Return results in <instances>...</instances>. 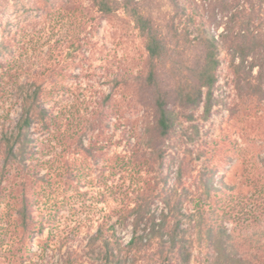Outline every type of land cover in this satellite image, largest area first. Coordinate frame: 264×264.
Listing matches in <instances>:
<instances>
[{
    "label": "rangeland",
    "instance_id": "rangeland-1",
    "mask_svg": "<svg viewBox=\"0 0 264 264\" xmlns=\"http://www.w3.org/2000/svg\"><path fill=\"white\" fill-rule=\"evenodd\" d=\"M114 1L138 7L167 35L173 55L158 66L177 87L214 41L210 116L203 103L173 97L172 131L152 137L141 84L148 55L124 9L102 15L93 0H0V264H104L90 240L100 230L128 240L135 206L166 211L178 168L188 190L182 206L208 221L213 209L228 213L235 241L264 261V0ZM35 91L46 113L35 109L32 142L6 160L3 132ZM209 178L226 193L208 198Z\"/></svg>",
    "mask_w": 264,
    "mask_h": 264
},
{
    "label": "trees",
    "instance_id": "trees-1",
    "mask_svg": "<svg viewBox=\"0 0 264 264\" xmlns=\"http://www.w3.org/2000/svg\"><path fill=\"white\" fill-rule=\"evenodd\" d=\"M93 6L102 15L114 14L124 9L134 22L144 40L148 55V72L141 83L148 91L147 103L152 110V125L149 127L153 138L163 140L173 129V115L170 102L173 97L188 106L204 104V118L210 116L212 109V89L217 82L219 61L213 40H206L197 59L189 67V78L184 86L171 84V76L159 69L158 62L173 55L172 45L164 33L154 25L153 20L141 13L138 7L121 4L114 0H93ZM172 73V71H171ZM39 92L29 95L22 104L21 115L11 132H3L1 143L4 146L6 160L23 156L32 142L30 129L34 121L35 109L46 113L40 105L36 106ZM205 97V98H204ZM150 126V125H149ZM174 179L170 194L162 198L166 211L159 215L142 205L135 206L127 218L131 237L128 240L109 238L97 231L90 240L91 245L98 244L99 254L104 264H264L260 257L247 255L251 244L237 243L225 223L228 213L219 216L212 210L215 219L204 220V210L195 212L182 206L183 194L188 190ZM204 193L208 198H218L225 190H217L212 179L204 183ZM182 188L183 193H179ZM19 221L23 229H28L31 213L24 200L19 212ZM128 226V225H127ZM264 250V245H260ZM93 249V248H92ZM198 249V257L194 251Z\"/></svg>",
    "mask_w": 264,
    "mask_h": 264
}]
</instances>
